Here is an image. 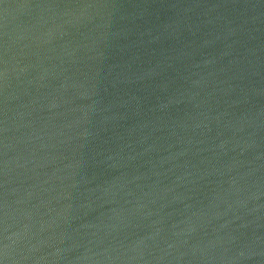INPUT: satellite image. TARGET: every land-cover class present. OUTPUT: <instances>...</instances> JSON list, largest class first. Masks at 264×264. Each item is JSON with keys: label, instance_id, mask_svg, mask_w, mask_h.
Listing matches in <instances>:
<instances>
[{"label": "water", "instance_id": "water-1", "mask_svg": "<svg viewBox=\"0 0 264 264\" xmlns=\"http://www.w3.org/2000/svg\"><path fill=\"white\" fill-rule=\"evenodd\" d=\"M0 264H264V0H0Z\"/></svg>", "mask_w": 264, "mask_h": 264}]
</instances>
